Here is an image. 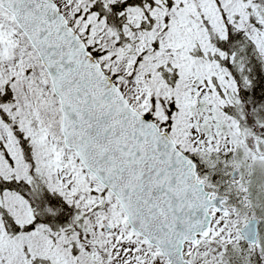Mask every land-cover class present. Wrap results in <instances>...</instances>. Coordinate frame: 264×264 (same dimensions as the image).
Wrapping results in <instances>:
<instances>
[{"label": "snow or ice", "instance_id": "1", "mask_svg": "<svg viewBox=\"0 0 264 264\" xmlns=\"http://www.w3.org/2000/svg\"><path fill=\"white\" fill-rule=\"evenodd\" d=\"M0 264H264V0H0Z\"/></svg>", "mask_w": 264, "mask_h": 264}]
</instances>
